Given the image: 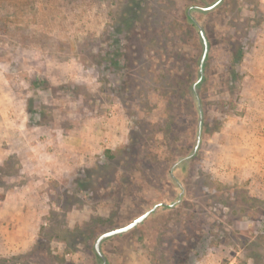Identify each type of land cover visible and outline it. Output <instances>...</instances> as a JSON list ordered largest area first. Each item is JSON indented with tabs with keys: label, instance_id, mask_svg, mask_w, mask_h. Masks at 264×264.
<instances>
[{
	"label": "rangeland",
	"instance_id": "1",
	"mask_svg": "<svg viewBox=\"0 0 264 264\" xmlns=\"http://www.w3.org/2000/svg\"><path fill=\"white\" fill-rule=\"evenodd\" d=\"M29 1L0 5V148L19 124L30 139L34 126L54 137L98 125L112 133L87 161L68 154L72 170L55 164L49 178L31 150L0 157V264H101L96 238L156 204L101 242L106 264H264V190L251 181L264 176V145L229 149L243 180L224 181L216 168L246 80L243 59L226 58V38L242 37L244 55L259 42L264 0H221L207 11L199 7L216 0ZM199 28L208 41L200 81Z\"/></svg>",
	"mask_w": 264,
	"mask_h": 264
},
{
	"label": "crops",
	"instance_id": "2",
	"mask_svg": "<svg viewBox=\"0 0 264 264\" xmlns=\"http://www.w3.org/2000/svg\"><path fill=\"white\" fill-rule=\"evenodd\" d=\"M261 39L255 43L253 47L247 51L243 57L244 71H245V84L242 88L240 95V107L241 112L238 119H233L227 122V127L220 133L225 140V151L226 154L223 156L216 157V168L223 169V172L218 173L222 180H243L246 178V174L238 169H234V165H241L240 161L233 158L229 152L230 148H240L243 141L247 145H253L255 150L259 149V146L264 145V31L261 33ZM119 127V141L116 143L123 142V133L121 126ZM12 129L11 131H9ZM45 130V138L40 137L39 134ZM9 131L6 135L7 142L10 145L8 149L0 148L4 158L5 155L21 148L31 150L34 153L30 156V160L37 161V155L40 154L44 166L42 167L41 175L44 178L56 176L58 171L55 168V164H58L59 169L63 172L72 170L74 157H70L69 163L68 154L74 153V156L80 160V162L87 161L89 156L95 152H99L104 148L102 139L104 136L111 134L107 132L102 125H98V128L87 129L78 136H67L66 134L60 137H54L52 133H47V128L42 126H34L31 128L33 132V138H27L28 130L25 125L19 124L16 128L9 126ZM18 130L19 135L22 133L23 139L17 144L19 140L13 139L12 134ZM10 135V137H9ZM77 139V141H75ZM11 140V141H10ZM17 144V145H15ZM254 152L255 154L257 152ZM230 154V155H229ZM235 156V155H233ZM66 157V158H63ZM256 158V156H254ZM69 158V159H70ZM29 159V158H28ZM41 161V162H42ZM254 161V160H253ZM38 163V162H37ZM36 163V164H37ZM38 165L35 167L34 172L38 171ZM231 167L229 170L228 167ZM66 168V169H65ZM44 169H46L44 171ZM66 170V171H65ZM57 172V173H56ZM44 174H48L46 177ZM51 174V176L49 175ZM251 181H261L260 186L264 190V176H259L256 173L251 174Z\"/></svg>",
	"mask_w": 264,
	"mask_h": 264
},
{
	"label": "water",
	"instance_id": "3",
	"mask_svg": "<svg viewBox=\"0 0 264 264\" xmlns=\"http://www.w3.org/2000/svg\"><path fill=\"white\" fill-rule=\"evenodd\" d=\"M221 0H216L214 1L212 4L205 6V7H199L200 10H211L213 9L215 6H217L220 3ZM199 35L200 38L202 40V44H203V51H202V55L200 58V63H199V79L198 81L201 80L202 75H203V64H204V60L205 57L207 55V51H208V41H207V37L205 35V32L202 28H199ZM195 89V85H193V90ZM198 101V100H197ZM199 123H198V132H197V138H196V143L194 146V152L196 151L197 147L199 146L200 140H201V125H202V115H201V111L199 113ZM158 206V204L154 205L152 208L148 209L147 211H145L144 213H142L141 215L135 217L132 221H130L129 223H127L126 225L120 226V227H115L112 229H109L103 233H101L95 240L93 248L94 251L96 252V254L100 257L101 259V264H106V259L105 256L103 255V253L101 252V248H100V244L103 240L114 236L116 234H121V233H125L128 230L132 229L133 227H135L136 225L140 224L151 212H153L155 210V208Z\"/></svg>",
	"mask_w": 264,
	"mask_h": 264
},
{
	"label": "trees",
	"instance_id": "4",
	"mask_svg": "<svg viewBox=\"0 0 264 264\" xmlns=\"http://www.w3.org/2000/svg\"><path fill=\"white\" fill-rule=\"evenodd\" d=\"M3 3L10 4L11 6H16L17 5V7L22 8L24 5H28L30 3V1L29 0H0V5L3 4ZM4 20H6V19H3V21ZM11 22H14V21H9V23H11ZM226 39H227V45H228L227 46L228 47V53H227L226 58L228 59L230 64H232L233 62H234L235 65L239 64L242 61L243 57H244L245 49L248 48L249 45H247L244 42H241L242 37H240L238 39H233L232 37L228 36ZM122 58H123V60L122 61L118 60V62H121V65L123 66L122 68H127L125 56L123 55ZM229 75H232V77H236L237 79H238V77L240 78V74H239V72L237 70L235 71L233 69H230L229 70ZM193 81H194V78H193L191 70L187 71L185 73V77L183 78V84L186 86V89H187V87L191 86V83ZM128 86L126 85L127 88H128ZM229 89L232 90V88H229ZM104 152H105V155L107 156V158L109 160H112V159H114L116 157L115 155L110 153L109 149H106ZM89 174H91V173L89 172ZM113 176L114 175L112 173V176L110 178L114 179ZM184 263H186V264H194V262L189 261L188 257H185Z\"/></svg>",
	"mask_w": 264,
	"mask_h": 264
},
{
	"label": "built area",
	"instance_id": "5",
	"mask_svg": "<svg viewBox=\"0 0 264 264\" xmlns=\"http://www.w3.org/2000/svg\"><path fill=\"white\" fill-rule=\"evenodd\" d=\"M228 264H236L235 262H230V263H228Z\"/></svg>",
	"mask_w": 264,
	"mask_h": 264
}]
</instances>
